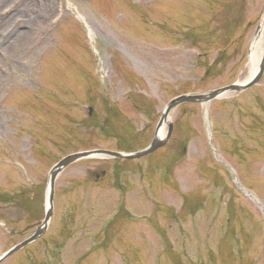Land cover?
<instances>
[{
    "label": "rangeland",
    "instance_id": "374dc122",
    "mask_svg": "<svg viewBox=\"0 0 264 264\" xmlns=\"http://www.w3.org/2000/svg\"><path fill=\"white\" fill-rule=\"evenodd\" d=\"M263 19L264 0H0V256L63 157L142 150L173 98L249 78ZM169 121L147 157L68 166L45 235L1 264H264V73Z\"/></svg>",
    "mask_w": 264,
    "mask_h": 264
},
{
    "label": "water",
    "instance_id": "95a60500",
    "mask_svg": "<svg viewBox=\"0 0 264 264\" xmlns=\"http://www.w3.org/2000/svg\"><path fill=\"white\" fill-rule=\"evenodd\" d=\"M263 73H264V52L261 57L260 65L257 71L247 80L243 82H236V83L215 89L212 92L207 93V94H183V95H180L172 99L167 104V106L165 107L162 113V117L156 128L154 139L151 141V143L146 148L142 150L131 152V153L115 152V151H109V150H92V151L77 152V153H73V154L65 156L56 165H54L50 171L49 178H48L46 211H45V217H44L42 224L35 230V232L30 237L16 244L15 246L7 250L5 253H3L0 256V264L6 259H8L10 256H12L13 254L21 250L23 247L38 240L46 232L49 221L53 214L56 179L65 168H67L68 166H70L71 164L79 160H82L85 158H91V157L139 159V158L148 156L154 153L155 151H157L159 148L163 147L168 141L172 133V123L169 121L170 114L178 106L184 103H200L202 105L203 104L208 105L211 101L215 99L226 97L232 93L242 92L252 87L253 85L257 84L259 80L261 79ZM165 124L168 125V131L166 134L163 135V137H160L159 132ZM208 131H209V134L212 131L211 123H208Z\"/></svg>",
    "mask_w": 264,
    "mask_h": 264
},
{
    "label": "bare ground",
    "instance_id": "6f19581e",
    "mask_svg": "<svg viewBox=\"0 0 264 264\" xmlns=\"http://www.w3.org/2000/svg\"><path fill=\"white\" fill-rule=\"evenodd\" d=\"M49 14L47 9L46 11ZM45 14L43 16H45ZM15 39L13 38L11 40V45L15 43ZM264 40V19L260 25V28L257 32V36L255 40L253 41L251 51H250V63H249V69H250V76L249 78L257 71L259 65H260V60L264 52V48H262V42ZM248 79V78H247ZM165 132V126L162 127V129L159 132L160 137H163Z\"/></svg>",
    "mask_w": 264,
    "mask_h": 264
},
{
    "label": "trees",
    "instance_id": "16d2710c",
    "mask_svg": "<svg viewBox=\"0 0 264 264\" xmlns=\"http://www.w3.org/2000/svg\"><path fill=\"white\" fill-rule=\"evenodd\" d=\"M106 110H107V112H108V108H106ZM109 112H110V111H109ZM103 122H104V121H103ZM105 122H106V120H105ZM105 122H104V123H105ZM106 123H108V122H106ZM106 133H107V132H105V134H106ZM111 133H113V132H111Z\"/></svg>",
    "mask_w": 264,
    "mask_h": 264
},
{
    "label": "flooded vegetation",
    "instance_id": "af4514ba",
    "mask_svg": "<svg viewBox=\"0 0 264 264\" xmlns=\"http://www.w3.org/2000/svg\"><path fill=\"white\" fill-rule=\"evenodd\" d=\"M32 233V232H31Z\"/></svg>",
    "mask_w": 264,
    "mask_h": 264
}]
</instances>
